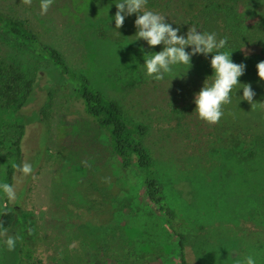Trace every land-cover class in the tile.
I'll return each mask as SVG.
<instances>
[{
	"label": "rangeland",
	"instance_id": "1",
	"mask_svg": "<svg viewBox=\"0 0 264 264\" xmlns=\"http://www.w3.org/2000/svg\"><path fill=\"white\" fill-rule=\"evenodd\" d=\"M0 1L7 10L17 4L18 14L39 20L45 27V37L62 53L71 69L85 73L105 95L121 99L132 114L138 109L153 114L157 129L168 127V122L158 120V113L168 100L165 95L169 89L171 94H178L180 103L193 102L194 93L201 87L192 85L189 78L212 74V54L207 58L195 55L184 77L174 78L173 83L168 77L151 79L144 74L140 48L143 45L144 51H160L163 45L149 48L144 40L131 42L127 35L121 39L120 30L112 28L114 20L111 26V18L69 23L51 5L42 13L35 0ZM221 11L215 9L216 21L210 24L218 38L227 39L228 45L235 42L234 34L258 30L239 48H229L233 61L246 65L239 80L262 83L256 65L264 60V27L257 25L264 23V4L260 0H240L234 9L228 5ZM1 49L35 78L32 94L21 113L0 107V144L5 147L0 152V182L9 183L8 171L13 164L27 162L33 167L28 176L14 168L16 193L28 188L20 211L31 257L22 262L180 264L178 238L147 199L136 170L124 169L119 158L107 151L108 136L85 114L75 84L50 60L0 30ZM135 86L134 94L128 96V90ZM21 125L25 134L17 164V158L8 153L14 150ZM229 138L228 146L215 152H208L207 147L213 142L206 138L203 140L207 150L203 153L193 154L192 147L187 149L182 144L170 145L164 153L156 151V166L170 206L193 230L187 245L191 260L196 264H240L251 253L257 264H264V150L242 136ZM254 149L257 155L248 158ZM95 166L109 170L121 188L116 198V226L121 228L111 230L95 225L90 212L95 195H86L79 189L94 177ZM16 201L17 198L12 204ZM6 206V198L0 195V215ZM80 226H86L90 236L79 231L77 234ZM217 226L225 228L224 234L217 231V237L209 236L217 230L211 228ZM243 234L250 238L244 245ZM8 235L16 233L9 232L0 241ZM93 238L100 243L92 247ZM17 249L18 242L13 251L0 243V264H16Z\"/></svg>",
	"mask_w": 264,
	"mask_h": 264
},
{
	"label": "trees",
	"instance_id": "2",
	"mask_svg": "<svg viewBox=\"0 0 264 264\" xmlns=\"http://www.w3.org/2000/svg\"><path fill=\"white\" fill-rule=\"evenodd\" d=\"M209 1L147 0V9L165 16L168 23L179 28V34L186 35L191 25L198 27V31L216 32L210 24L211 21H216L214 18L216 15L215 9L220 8L221 11L228 5H232L234 9L240 0ZM34 4L35 6H41V0H35ZM16 5L10 6L7 10V7L1 4L0 1V30L26 45L31 51L50 60L65 78L75 84V93L77 98L82 101L85 114L99 130H102L108 136L107 151L112 156L119 158L124 169L136 170L143 182L147 199L155 206L170 230L178 238L180 264H196L188 257L187 251L190 233L193 230L188 226L185 219L176 213L167 200L165 187L156 166V151L160 150L164 153L170 145L182 144L187 149L192 147L195 150L193 154L203 153L207 148L208 152H215L217 149L219 150V147L228 146L229 136L234 135L252 140L261 150H264V80H262V83H250L255 92L252 103L246 100L239 101V95H242L243 90L240 89L237 94L234 89L230 103L222 106L224 115L216 123H208L200 119L194 111V102L180 103L178 94H171L169 89L165 95V99L168 97V100L159 109L160 113H158V120L168 122V127L157 129L153 124V114L149 115L147 110H137V106H134V108L138 112L133 111L134 114H132L121 99L105 95L85 73L71 69L62 53L51 45L48 38L45 37L42 31L45 27L42 23L39 20L18 14L19 11L15 8ZM50 5L53 7L52 10L58 12L69 23L85 19L111 18L110 16H114L117 10L112 0H52ZM108 7H110L109 11ZM181 11L183 14H180ZM220 13L224 12L221 11ZM135 18V14L125 18L124 24L119 29L122 35L120 36L121 39L125 38L123 35H127L132 40L134 39L131 35L136 31L134 27ZM257 27L263 28L264 23H260ZM113 30L116 31L117 29L113 28ZM256 32H258L257 29H252L251 31L246 30L234 34L235 42L230 43L233 45H229V47L236 46L239 48L243 41H248ZM103 35L106 36L105 33ZM207 76L209 75H198L189 79L192 85L202 87ZM168 81L173 83L171 79ZM34 85V76H30L20 64L9 58L8 54L2 52L1 49L0 107L15 113H21L32 94ZM136 88V86L130 88L127 95L134 94ZM24 134V126L21 125L16 132V140L13 144L14 150L8 153V155L17 158V164H19L22 157ZM203 138L212 141L213 144L205 148ZM4 150L5 147L0 144V152ZM256 151V149L251 150L247 157H255L257 155ZM247 157L242 156L243 159ZM95 169L94 177L79 188L86 195H95L96 200H93L90 209L94 219H96L94 224L111 228V230L121 228L116 226L118 225L116 198L120 195L121 188L116 184V177L109 170L99 166H95ZM14 174V168L8 171L10 184H13ZM27 189L23 188L18 191L17 201L14 204L6 200L7 206L0 215V233H2L0 237L9 232H14L19 237L16 264H24L22 259H30L31 257L24 219L20 211L21 202ZM219 227L211 228L217 230L209 233V236L211 234L217 237V231L223 235L225 228ZM78 231L84 236H90L86 226L78 227L75 232L78 234ZM236 236L235 233L234 237ZM247 239L250 241V238L243 234L241 238L243 245ZM92 242L93 247V245L96 246L94 243H100V240L93 238Z\"/></svg>",
	"mask_w": 264,
	"mask_h": 264
},
{
	"label": "clouds",
	"instance_id": "3",
	"mask_svg": "<svg viewBox=\"0 0 264 264\" xmlns=\"http://www.w3.org/2000/svg\"><path fill=\"white\" fill-rule=\"evenodd\" d=\"M30 2V0H29ZM52 0H41V12L47 11ZM116 12L111 17L115 22V29L119 30L124 24L125 18L135 14V33L131 36V42L143 39L149 48L163 45L160 51H144L143 45L140 51L143 53V71L145 76L160 81L165 77L171 79L184 77L192 67V57L203 55L205 58L211 55L210 67L212 74L207 76L199 91L194 93V111L198 117L208 123H216L224 115L222 106L230 103L231 94L235 89L237 94L242 89L240 100L253 102L255 92L250 83H242L239 78L244 74L246 65L236 63L232 59V50L229 48L226 38H218L216 32L200 30L196 26L188 28L186 35L179 34V28L173 27L166 21V17L158 12L147 9V0H112ZM264 4V0H260ZM111 7V5H110ZM108 7V11L109 8ZM129 44V43H128ZM183 68L182 72L176 69ZM258 77L264 80V60L256 65ZM13 168L23 176L32 174L33 167L30 163L23 162L20 165L13 164ZM0 195L8 202H14L17 198L13 184L0 182ZM2 234V233H0ZM19 237L8 235L0 241L9 251L16 247ZM240 264H257L254 254L246 255Z\"/></svg>",
	"mask_w": 264,
	"mask_h": 264
}]
</instances>
